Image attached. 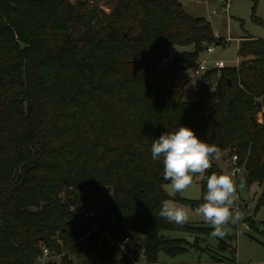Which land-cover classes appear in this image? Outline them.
<instances>
[{"label": "trees", "instance_id": "trees-1", "mask_svg": "<svg viewBox=\"0 0 264 264\" xmlns=\"http://www.w3.org/2000/svg\"><path fill=\"white\" fill-rule=\"evenodd\" d=\"M113 1L107 13L96 0H0V264H35L43 246L78 252L74 240L88 229L70 206L84 200L111 207L115 236L142 246L147 264L196 247L163 231L211 236V227L159 216L162 201L197 209L207 191L202 178L199 199L164 188L151 143L179 125L237 155L244 180L264 185V38L246 33L238 65L204 72L186 101L182 63L230 41L179 0ZM257 1L251 18L264 27ZM177 45L193 49L170 62ZM212 173L223 174L217 161ZM84 255L85 264H130L118 246Z\"/></svg>", "mask_w": 264, "mask_h": 264}, {"label": "rangeland", "instance_id": "rangeland-1", "mask_svg": "<svg viewBox=\"0 0 264 264\" xmlns=\"http://www.w3.org/2000/svg\"><path fill=\"white\" fill-rule=\"evenodd\" d=\"M75 1V0H72ZM91 2L93 0H90ZM98 6L110 12L113 0H96ZM185 11L192 16H202L208 19L212 25L216 37L224 38L230 41L228 44L214 46L213 52L203 51L197 60H191L188 63H182L178 71L177 87L186 83L184 99L194 101L197 98V92L201 84V76L190 72V68L197 61H206L211 64L213 61L223 60L228 66H237L238 59V39L246 33L260 37L264 36V27L255 23L252 18V0H179ZM256 15L264 19V0L257 1ZM264 38V37H263ZM183 51H191V46H174L170 49V62L181 56ZM219 70V69H216ZM214 77H212L213 79ZM214 81V80H213ZM218 167L222 173H231L233 168L232 159L227 156L217 161ZM242 171L234 179L235 197L232 206L233 212H239L242 220L237 224H228L225 226V235L223 237H213L202 234L198 237L187 235L178 231H163L164 236L191 237L187 251L174 257L161 252L159 254V264H264V234L261 232L264 222V201L261 198L264 195V185L258 182L247 183L244 178L246 171ZM199 176L196 177L194 184L186 191L180 192V195L189 199H199L201 196ZM165 190L170 195H175V191L170 188V183L164 185ZM92 192V189H89ZM81 194L78 192L77 197ZM175 201V200H174ZM176 203L190 210L189 223L194 225L213 227L205 222L202 217L196 213V208L192 209L178 201ZM80 207L93 209L96 215L92 220H87L91 226L99 227L102 225L113 227V217L110 215L111 207L102 201H81ZM109 212L106 214L107 210ZM79 224L81 219L78 218ZM185 235V236H184ZM232 249L236 253H232ZM85 260V255H81ZM233 258L236 262H233ZM54 260L60 262L57 256ZM63 262V260H62ZM104 264V262H102Z\"/></svg>", "mask_w": 264, "mask_h": 264}, {"label": "clouds", "instance_id": "clouds-1", "mask_svg": "<svg viewBox=\"0 0 264 264\" xmlns=\"http://www.w3.org/2000/svg\"><path fill=\"white\" fill-rule=\"evenodd\" d=\"M222 150L215 144L200 139L190 127L179 125L172 131L162 133L151 143V157L161 161L163 179L170 181V188L175 192L188 190L197 175L206 180L207 191L196 213L210 224L213 237H223L225 226L235 225L242 220L239 212H233L235 197L234 175L232 173H205L213 162L222 158ZM159 216L167 222L182 226L189 222L190 210L174 200L162 201Z\"/></svg>", "mask_w": 264, "mask_h": 264}, {"label": "built area", "instance_id": "built-area-1", "mask_svg": "<svg viewBox=\"0 0 264 264\" xmlns=\"http://www.w3.org/2000/svg\"><path fill=\"white\" fill-rule=\"evenodd\" d=\"M214 44L207 45L206 51L213 52ZM226 66V63L223 60L213 61L211 64L206 61H197L194 65L191 66L190 72L196 75H202L204 72L211 69H220ZM233 168L231 169V173L235 172L233 178L237 179L238 174L241 173L242 169L237 165V155L232 156ZM61 198H65V193L63 192ZM70 210L75 212L79 219H81V225L83 229H88V233L85 236L80 237L77 240H74V244H76L78 252H73L70 249H64L62 254H57L55 251H52L47 246L42 247L41 253L37 256L35 264H46L49 261H56L53 257L57 256V258L61 259L60 262L56 261L58 264H63L62 257L67 255V259L71 264H85L84 260L81 258V255H84V252L91 248L92 251L96 254V257H101L102 253H104V248L118 246L126 255L127 259L130 261V264H147L144 262V248L142 246L129 250L126 247V243L130 240L128 237L121 240L117 238L114 234V228L102 225L99 222V227L95 228L91 226L89 221L95 217L96 212L93 209H87L86 207H80L71 205ZM99 260V258H98ZM97 260V264H102L101 261ZM108 264V263H104Z\"/></svg>", "mask_w": 264, "mask_h": 264}, {"label": "crops", "instance_id": "crops-1", "mask_svg": "<svg viewBox=\"0 0 264 264\" xmlns=\"http://www.w3.org/2000/svg\"><path fill=\"white\" fill-rule=\"evenodd\" d=\"M208 20V19H207ZM249 34V33H248ZM216 35V34H215ZM246 34H244V35H242V36H239V37H237V39H238V46H239V42H240V40L243 38V36H245ZM249 35H252V34H249ZM253 37H257V36H254V35H252ZM264 36H261V38H263ZM258 38H260V37H258ZM191 46V50L193 49V46L192 45H190ZM202 52H203V50H202ZM201 55V54H200ZM239 57H238V59H237V65H238V62H239ZM171 196H173V195H171ZM205 264H207V263H205Z\"/></svg>", "mask_w": 264, "mask_h": 264}, {"label": "water", "instance_id": "water-1", "mask_svg": "<svg viewBox=\"0 0 264 264\" xmlns=\"http://www.w3.org/2000/svg\"><path fill=\"white\" fill-rule=\"evenodd\" d=\"M207 49V45H202V50L205 51ZM208 84L206 83V88H207ZM252 172L249 173L248 177H251ZM110 208L107 210L106 214L109 212ZM188 241H190V239H192L191 237H187L186 238Z\"/></svg>", "mask_w": 264, "mask_h": 264}]
</instances>
